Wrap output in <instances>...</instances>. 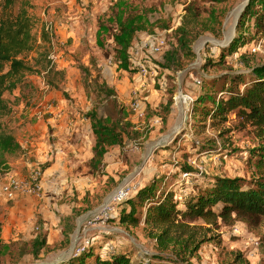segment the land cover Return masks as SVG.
Wrapping results in <instances>:
<instances>
[{
	"label": "rangeland",
	"instance_id": "374dc122",
	"mask_svg": "<svg viewBox=\"0 0 264 264\" xmlns=\"http://www.w3.org/2000/svg\"><path fill=\"white\" fill-rule=\"evenodd\" d=\"M247 2L14 0L10 10L16 13L25 3L33 21L34 49L21 55L33 70L3 94L9 110L1 122L20 150L5 155L8 168L0 174V182L7 173L25 179L37 168L42 191L0 198V241L10 244L2 264H67L82 246H92L101 257L113 252L128 255L133 263L264 264V216L257 224L240 219L218 220L215 225L201 219L185 221L189 228L184 233L180 228L177 235L196 249L186 251V260H175L179 245L171 241L160 248L159 232L145 223L144 213L138 214L137 225L118 220L100 223L92 215L124 182H130L134 192L154 183L157 193L171 189L177 197H185L192 188H209L218 176L255 180L264 173V154L260 158L264 125L259 129L236 110L213 122L197 102L206 94L226 97L222 90L229 86L230 74L240 76L233 89L243 92L251 68L264 64V33H255L254 21L246 16L240 25L245 6L232 15ZM188 8L198 18L190 52L184 53L176 32L187 19ZM129 19L136 22V29L126 48L124 68L113 35ZM153 35L165 40L160 52L142 47ZM238 35L246 43L226 53ZM171 50L174 60L166 61ZM222 53L226 54L220 60ZM45 103L61 112L54 122H49ZM205 107L211 108L212 102L206 101ZM92 120L117 124L120 133L119 142L106 145L94 165ZM39 145L44 150L41 157ZM28 158L32 166L26 165ZM185 171L188 180L182 178ZM117 208L119 215L129 205L124 202ZM234 225L239 232L233 231ZM39 233L46 245L36 256L30 252L20 256L22 249L31 250Z\"/></svg>",
	"mask_w": 264,
	"mask_h": 264
},
{
	"label": "trees",
	"instance_id": "16d2710c",
	"mask_svg": "<svg viewBox=\"0 0 264 264\" xmlns=\"http://www.w3.org/2000/svg\"><path fill=\"white\" fill-rule=\"evenodd\" d=\"M13 4L14 0H4V5L1 6L0 4V174L8 168L5 155L20 150V145L15 136L1 122V117L7 114L9 110L3 99V94L15 89L24 73L33 70L21 58V55L34 49L33 21L25 3L21 4L16 13L10 10ZM187 13V19L176 32L177 45L184 53L190 52L195 20L198 18L196 13H192L191 8L187 9ZM244 16L254 21L255 33H264V0H249L247 2L240 25L244 24ZM133 19L120 23L117 32L113 35V40L119 46V53L125 62L124 68L127 67L126 48L132 33L136 29L134 26L136 22ZM42 36L45 39L44 33ZM244 43L246 41L242 39L241 35H238L236 39L230 42L226 53L235 52ZM226 53L220 55V60H223ZM173 55V50L168 51L165 60L173 61ZM248 76L251 77V80L245 90L235 92L233 89L234 82L240 76L228 75L230 84L227 89L222 90L228 95L214 98L211 94H206L199 97L197 102L203 105L200 110H205L204 114L210 115L213 122L216 119L225 120L229 112L236 110L237 115L243 114L249 117L259 129L262 128L264 125V64L253 66ZM206 101L212 102L211 108L205 107ZM91 126L96 137L91 157V164L94 165V162L102 158L106 145L119 142L120 133L117 131V124L106 125L101 120H92ZM261 148L264 151V146ZM263 154L264 152L260 153V158ZM200 189L192 188V191L185 197H177L171 189L159 190L157 193L154 183L145 185L125 199L126 201L120 202L118 206L127 202L128 210L125 209L118 215L117 208L115 216L110 220L137 225L141 219L138 214L144 213L145 223L153 225L159 232L157 237L159 247L162 248L171 241L177 243L179 248L174 251L175 260H186V251L189 250L190 254L193 253L196 245L188 240L181 241L180 236L177 235L180 228L182 233H184V228H189L184 224L185 221L201 219L207 224L215 225L218 220L229 223L235 219H240L248 224H257L264 216V173L255 180H245L243 177L218 176L209 188L203 191ZM45 245V236L39 233L31 242V250L22 249L20 256L28 252L36 256ZM9 249V243L0 241V264H2V257ZM117 253L113 252L109 257H101L98 253L93 252L92 246H87L83 251L76 253L74 259L70 258L67 264H150L145 263L146 261L133 263L128 255ZM156 256L160 257L159 254Z\"/></svg>",
	"mask_w": 264,
	"mask_h": 264
},
{
	"label": "built area",
	"instance_id": "2783aa9c",
	"mask_svg": "<svg viewBox=\"0 0 264 264\" xmlns=\"http://www.w3.org/2000/svg\"><path fill=\"white\" fill-rule=\"evenodd\" d=\"M165 45V40L161 36H149L147 42L142 47H146L150 52H160ZM138 52V50L136 49ZM135 66L140 73H145V67L135 61ZM136 104V103H135ZM50 115L54 114L52 104L45 103L42 105ZM27 148V147H26ZM26 165L32 166L33 162L30 158L26 160ZM189 172L182 173V178L188 180ZM130 182L119 184L112 192H110L102 201V203L92 213L94 219L100 223H104L115 216L116 205L130 197L134 190ZM42 191L41 172L39 169H31L29 176L25 179L19 178L15 173H7L1 178L0 182V198L13 199L18 196L39 195ZM234 232H239L237 225L233 227ZM253 244L258 246V241L254 240ZM86 246H82L75 251V254L84 250ZM74 254V255H75Z\"/></svg>",
	"mask_w": 264,
	"mask_h": 264
},
{
	"label": "crops",
	"instance_id": "0c3cea01",
	"mask_svg": "<svg viewBox=\"0 0 264 264\" xmlns=\"http://www.w3.org/2000/svg\"><path fill=\"white\" fill-rule=\"evenodd\" d=\"M60 25H64L63 22H60L59 23V26ZM60 28V27H59ZM50 100V99H49ZM53 110H54V114H49L50 118H49V122H54L57 118H59L61 116V112L60 111H57L54 109L53 107ZM61 131L58 129L57 132H55V134L57 135V133H60ZM42 146L39 145V148L37 149V152L40 154V157L43 155L44 153V150L41 148Z\"/></svg>",
	"mask_w": 264,
	"mask_h": 264
},
{
	"label": "bare ground",
	"instance_id": "6f19581e",
	"mask_svg": "<svg viewBox=\"0 0 264 264\" xmlns=\"http://www.w3.org/2000/svg\"><path fill=\"white\" fill-rule=\"evenodd\" d=\"M243 5H244V3H243ZM242 7H243V6H242ZM240 8H241V6L237 7L236 10L233 12L232 15H233L234 17L237 15L238 12H240V11L242 10V8H241V9H240ZM228 36H229V35H228ZM200 43H201V42H200ZM197 46H198V45H197Z\"/></svg>",
	"mask_w": 264,
	"mask_h": 264
},
{
	"label": "water",
	"instance_id": "95a60500",
	"mask_svg": "<svg viewBox=\"0 0 264 264\" xmlns=\"http://www.w3.org/2000/svg\"><path fill=\"white\" fill-rule=\"evenodd\" d=\"M247 1H249V0H247ZM245 5H246V4L243 5L242 9L244 8Z\"/></svg>",
	"mask_w": 264,
	"mask_h": 264
}]
</instances>
